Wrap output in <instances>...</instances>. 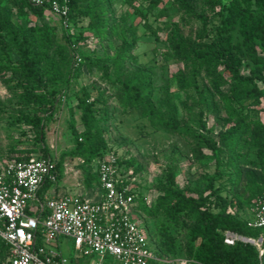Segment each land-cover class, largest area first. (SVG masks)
Masks as SVG:
<instances>
[{
    "label": "rangeland",
    "instance_id": "374dc122",
    "mask_svg": "<svg viewBox=\"0 0 264 264\" xmlns=\"http://www.w3.org/2000/svg\"><path fill=\"white\" fill-rule=\"evenodd\" d=\"M82 4L90 15L78 16L68 25L51 12H46L42 19L28 16L22 20L11 12L9 4L5 5L18 25L29 20L55 28L56 41L65 48V61L61 62L62 83L58 86L61 104L45 127L50 154L56 160L63 156L61 179L51 190L57 189L61 195L99 200L96 181L89 185L88 176L95 168L90 171L84 158L70 155L77 147L73 128L78 132L84 130L77 105L85 90L99 100L97 128L108 149L143 167L135 183L146 204L154 206L163 195L168 172L174 169L178 187L194 196H199L212 178L216 179L215 188L221 195L233 200L244 219L250 218L248 204L256 193L250 183H239L240 162L233 153L234 144L225 148L220 156L221 176L216 174V165L207 147L208 140L218 141L219 134L236 125L247 110L242 114L234 111L225 96L229 86H220L215 74L195 62L180 59L174 42L175 34L188 45L200 33L212 36L220 24V7L214 0H190L189 9L177 5L164 17L161 11L164 6L173 4L172 0H164L158 7L145 0H82ZM135 9L142 10L147 19L135 13ZM134 36L138 41L132 45ZM116 63L121 65V73L144 71L151 76L152 89L144 93L160 116L176 124L175 130L156 125L137 110L122 105ZM3 64H7L5 59L0 61V66ZM8 78L9 75L0 70V162L13 160L21 155L19 151L36 147L33 131L21 122L19 112L24 107L13 85L7 83ZM260 86L264 89V84ZM170 108H174L175 113ZM33 111L35 109H27V113L33 114ZM254 114L257 116L253 118L264 125V102ZM247 157L249 165L264 169V159L257 157L256 148ZM138 218L143 230L142 224L156 242V234L164 222L163 213L155 219L146 214ZM190 227L188 220H182L172 229L180 252L185 248ZM41 241L40 238L39 242L43 243ZM46 247L61 252L69 260L68 264H91L93 260L80 256L70 238L62 237ZM167 259L175 264H190L182 256ZM4 260L5 251L0 243V264Z\"/></svg>",
    "mask_w": 264,
    "mask_h": 264
},
{
    "label": "trees",
    "instance_id": "16d2710c",
    "mask_svg": "<svg viewBox=\"0 0 264 264\" xmlns=\"http://www.w3.org/2000/svg\"><path fill=\"white\" fill-rule=\"evenodd\" d=\"M145 1L158 7L164 0ZM224 1L214 0L220 7V24L214 29L212 36L206 35L205 28V34H198L190 45L184 43L178 34H175L174 42L180 59L195 62L215 74L216 82L220 86H229L225 96L234 111L242 114L247 110V114L239 117L236 125L219 134L218 141L208 140L207 147L212 153L210 157L215 162L216 174L221 176L220 156L225 148L234 144L233 153L240 162L239 183H250L256 193L248 204L252 209L264 196V169L249 165L247 157L256 148L257 157L264 159V125L253 118L257 116H253V112H257L264 102V89L260 86L264 84V0ZM172 2L173 4L163 7L162 16L170 15L177 5L186 9L191 7L190 0ZM7 4L11 12L22 20L28 16L42 19L47 11L45 8L33 6L29 0H0V61L5 59L7 63L1 65L0 70L9 75L6 81L18 93V99L24 107L20 110L19 117L33 131L36 144L34 148L19 151L21 155L13 160H29L34 156L54 158L46 146L45 127L53 120L56 108L61 104L58 86L62 83L61 62L65 61V48L56 41V29L48 24H33L29 20L24 21L23 25L16 24L7 12ZM135 13L144 20L147 19L142 10L135 9ZM89 15L82 0L70 1L69 22L75 21L78 16ZM237 37L240 39L238 42ZM136 41L138 37L134 36L132 45ZM116 65V81L119 83L122 105L137 110L142 117L156 125L175 130L176 124L171 119L160 116L144 93L152 89L151 76L144 71L121 73V65ZM178 79L181 77L178 76ZM98 103V98L93 99L85 90L83 96L78 98L77 107L81 112L84 130L78 132L73 128L77 147L70 155L84 158L90 171L95 168L88 176L89 185L96 181L99 189L98 164L107 153H118L108 149L106 140L97 128ZM27 109L35 111L33 114L27 113ZM170 109L175 113L174 108ZM118 157L121 167L132 171L134 177L143 171V167L134 160L119 155ZM55 161L60 181L63 156ZM215 181L212 178L209 185L199 192V196H194L178 187L176 172L170 169L163 195L158 197L154 206L146 204L142 192L134 183L136 216L146 214L155 219L160 213L164 215V222L156 234V242L152 241L146 225L142 224L154 252L166 259L167 262L163 264H175L172 260L168 261V256L185 257L190 264H264V229L250 227L248 223L251 216L244 219L240 214L241 209L235 206L233 200L223 197L220 190L215 188ZM51 187L47 184L42 188V201ZM138 220L140 222L139 218ZM182 220H188L191 227L185 248L180 252L172 229ZM227 233L254 240L256 243L236 240L234 245H228L225 243ZM260 239H263L261 243ZM0 243L5 251L3 264H6L9 249L1 239ZM38 244L41 245L40 242Z\"/></svg>",
    "mask_w": 264,
    "mask_h": 264
},
{
    "label": "built area",
    "instance_id": "2783aa9c",
    "mask_svg": "<svg viewBox=\"0 0 264 264\" xmlns=\"http://www.w3.org/2000/svg\"><path fill=\"white\" fill-rule=\"evenodd\" d=\"M29 1L69 24L71 0ZM97 174L99 200L92 201L51 190L59 183L54 158L0 162V239L9 249L6 264H68L61 252L46 247L62 237L72 239L80 256L93 259L91 264L166 263L150 246L134 212L132 171L121 167L117 154L107 153ZM47 184L52 187L42 201ZM248 225L264 229V196L251 209ZM236 240L243 238L226 234V244Z\"/></svg>",
    "mask_w": 264,
    "mask_h": 264
},
{
    "label": "water",
    "instance_id": "95a60500",
    "mask_svg": "<svg viewBox=\"0 0 264 264\" xmlns=\"http://www.w3.org/2000/svg\"><path fill=\"white\" fill-rule=\"evenodd\" d=\"M243 241L250 242V243H255L254 240H251V239H248V238H243ZM260 242H262L261 239H260Z\"/></svg>",
    "mask_w": 264,
    "mask_h": 264
},
{
    "label": "crops",
    "instance_id": "0c3cea01",
    "mask_svg": "<svg viewBox=\"0 0 264 264\" xmlns=\"http://www.w3.org/2000/svg\"><path fill=\"white\" fill-rule=\"evenodd\" d=\"M56 193H57L58 195H61V193H60L58 190L56 191Z\"/></svg>",
    "mask_w": 264,
    "mask_h": 264
}]
</instances>
